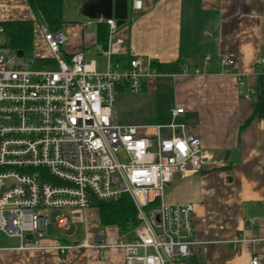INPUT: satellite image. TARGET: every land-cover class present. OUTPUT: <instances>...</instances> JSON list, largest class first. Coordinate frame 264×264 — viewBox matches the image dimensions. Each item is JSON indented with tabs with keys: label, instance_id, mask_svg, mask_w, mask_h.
<instances>
[{
	"label": "built area",
	"instance_id": "built-area-1",
	"mask_svg": "<svg viewBox=\"0 0 264 264\" xmlns=\"http://www.w3.org/2000/svg\"><path fill=\"white\" fill-rule=\"evenodd\" d=\"M140 5L141 0H133L134 9ZM97 21L108 30L103 71L81 52L63 59L66 38L43 17L38 30L53 64L25 61L24 54L18 56L0 42V234L18 238L19 248L31 247L23 244L25 235L42 236L53 211L57 229L79 223L85 233L86 208L125 193L135 206L138 225L129 239L97 246L121 248L124 264H167L187 257L196 241L192 204L164 201V189L174 173L198 172L206 155L198 136L187 133L183 123H114L117 89L136 93L161 72L114 36L115 19ZM120 55L124 60H112ZM220 61L233 64L234 56L224 55ZM263 63L264 57L255 59L256 65ZM254 92L249 89L245 98ZM182 112L181 107L172 108V119ZM149 128L153 133H140ZM119 151L125 160L116 158ZM97 236L103 238L101 230ZM242 240L235 239L233 246ZM94 245L84 235L81 242L57 249L62 253L73 246ZM250 264H259L256 256Z\"/></svg>",
	"mask_w": 264,
	"mask_h": 264
},
{
	"label": "crops",
	"instance_id": "crops-1",
	"mask_svg": "<svg viewBox=\"0 0 264 264\" xmlns=\"http://www.w3.org/2000/svg\"><path fill=\"white\" fill-rule=\"evenodd\" d=\"M68 1L75 18L62 20L59 26L66 38L61 57L68 60L81 52L103 71L107 63L103 22L81 15L84 0ZM132 2L127 0L126 20L114 36L150 61L180 64L179 72L160 73L133 98L150 97L183 108L176 117L186 112L179 123L198 136L206 155L198 172L174 173L166 186L164 201L192 204L196 241L187 257L167 264H250L253 256L264 264V118L253 116L241 127L252 113L254 98H245V93L255 91L257 76L264 72V63L255 64L257 57H264V0H141L138 9ZM227 54H233V64L220 61ZM160 116L167 113L160 111ZM253 217L257 219L250 222ZM81 231L74 241L62 234L50 238L42 234L37 237L42 242H30L34 238L23 242L28 248H19L20 241L0 242V264H124L121 248L97 244L129 235L119 234L115 225H106L101 239L99 230L84 233L81 226ZM84 235L95 245L73 246L62 253L57 249L81 242ZM237 238L244 240L235 248Z\"/></svg>",
	"mask_w": 264,
	"mask_h": 264
},
{
	"label": "rangeland",
	"instance_id": "rangeland-1",
	"mask_svg": "<svg viewBox=\"0 0 264 264\" xmlns=\"http://www.w3.org/2000/svg\"><path fill=\"white\" fill-rule=\"evenodd\" d=\"M63 21H72L75 17H73V9L74 6L70 1L65 0L63 6ZM41 15H34V12L28 5L25 0H0V22L4 20H17V19H31L33 20V36H32V44H31V52L25 56H23V60L29 61V59L33 58H45L50 57L51 52L47 45V43L42 39H38L41 36L40 31L38 30V20L41 18ZM82 19V18H81ZM4 36L0 35V42L3 44L5 42ZM38 39V40H37ZM139 90L138 92H140ZM136 92V93H138ZM128 90H118L115 92V102L112 106V119L114 123L117 124H139V125H147L151 126L158 123H169L174 121L175 123H179L183 121V116H185L186 112L181 114L179 117H175L172 119L170 114V110L174 105V102H154V100L150 97H143L142 99H134L133 97L136 95ZM171 94V91H168ZM159 111V112H158ZM160 111L163 115L167 117L162 118L160 116ZM152 128L148 129L151 130ZM153 130V129H152ZM165 130V129H164ZM152 132L148 133L151 134ZM163 134H167V131H163ZM116 158L118 160H125V156L122 151H119L116 154ZM166 189V187H165ZM164 189V193H165ZM93 204V203H92ZM90 205L86 208V230H94V232L98 230L105 231L106 225L101 224L98 219V211L94 205ZM56 211L51 212L50 221L43 232V238H50L53 235L62 234L67 237L68 240L74 241L80 238L81 235V225L79 223L70 224V226L64 230L56 229L52 219ZM132 231H123L125 237L130 236ZM122 231L119 230V234ZM126 239V238H125ZM20 240L16 237H8L4 234H0V242L4 244H17ZM44 241V239H40L34 237V239L30 242L39 243ZM27 242V240L23 241Z\"/></svg>",
	"mask_w": 264,
	"mask_h": 264
},
{
	"label": "trees",
	"instance_id": "trees-1",
	"mask_svg": "<svg viewBox=\"0 0 264 264\" xmlns=\"http://www.w3.org/2000/svg\"><path fill=\"white\" fill-rule=\"evenodd\" d=\"M34 15H41L51 29L59 28L63 15V0H26ZM0 24L3 26V36L5 42L2 44L11 51L21 50L25 55L31 52L33 36V20L17 19L4 20ZM102 41L107 42V25L103 23L100 27ZM38 63L51 65L54 63L52 57L35 58ZM112 60H124L122 57L114 56ZM151 65L161 73H173L180 71L179 63H158L151 61ZM252 113L245 120L244 126L253 116L262 117L264 114V72L257 76L255 93L253 94ZM94 205L98 211V219L101 224L115 225L120 231H132L137 225L135 206L130 197L122 193L117 198L97 200Z\"/></svg>",
	"mask_w": 264,
	"mask_h": 264
},
{
	"label": "water",
	"instance_id": "water-1",
	"mask_svg": "<svg viewBox=\"0 0 264 264\" xmlns=\"http://www.w3.org/2000/svg\"><path fill=\"white\" fill-rule=\"evenodd\" d=\"M83 17L89 19L113 18L117 26L123 24L127 17V0H84L79 9ZM18 56H23L21 50L17 51ZM31 239V234L25 235Z\"/></svg>",
	"mask_w": 264,
	"mask_h": 264
}]
</instances>
